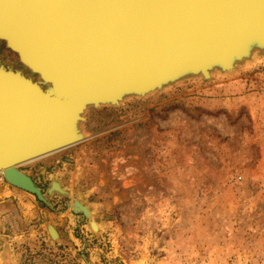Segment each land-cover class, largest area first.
Segmentation results:
<instances>
[{"label":"rangeland","instance_id":"374dc122","mask_svg":"<svg viewBox=\"0 0 264 264\" xmlns=\"http://www.w3.org/2000/svg\"><path fill=\"white\" fill-rule=\"evenodd\" d=\"M84 117L79 142L20 166L48 204L29 193L34 221L0 223V264H264V50Z\"/></svg>","mask_w":264,"mask_h":264},{"label":"water","instance_id":"95a60500","mask_svg":"<svg viewBox=\"0 0 264 264\" xmlns=\"http://www.w3.org/2000/svg\"><path fill=\"white\" fill-rule=\"evenodd\" d=\"M0 35L49 85L0 65V171L48 204L18 166L70 141L71 112L229 71L264 50V0H0ZM53 185L47 193H66ZM71 204L89 217L84 204Z\"/></svg>","mask_w":264,"mask_h":264},{"label":"bare ground","instance_id":"6f19581e","mask_svg":"<svg viewBox=\"0 0 264 264\" xmlns=\"http://www.w3.org/2000/svg\"><path fill=\"white\" fill-rule=\"evenodd\" d=\"M39 17H40V11L35 9L34 10V14H33V20L34 21H38L39 20ZM41 18V17H40ZM0 41H2L4 43V45L6 46V48L9 50V51H12L15 53V56L17 57V60L19 61V63L21 65H23L25 67L26 70H28V72H25L24 70H22L21 68H17L15 67L14 65L10 64V63H7L5 59H2L0 57V65L1 66H4L6 68V70H10L14 73H19L21 74L22 76L26 77V78H30V79H36V81L44 88H48V83L45 84L44 82L41 81V78L38 76V72L36 70H33L30 68V66L24 62L23 60L20 59L16 49L10 47L9 44L6 43L5 41V38L4 36L0 35ZM32 50V49H31ZM37 57L36 59L42 61V62H45V63H48L45 59H43L42 57L38 56L37 54H35ZM121 92V90H120ZM100 100H94V101H86L82 104V107L80 109H76L74 110L73 114L71 112V114L68 116V119H67V123L65 122V125H64V131H66V133L70 136V141L67 142L66 145L62 146L61 148H58V149H54V150H51V151H48L46 153H44L43 155L41 156H37L35 158H31L29 160H26L24 161L22 164H20L21 166L24 165V164H28L34 160H37V159H40L42 157H45V156H48V155H51L57 151H60L66 147H69L70 145H73L77 142H79L82 137H83V130H82V122L84 121L85 119V113L88 111V109L90 108H99V107H103V106H116L117 104H112V103H108V102H99ZM75 137V138H74ZM19 165V164H18ZM18 168L20 169V166H18ZM20 171H22L20 169ZM23 172V171H22ZM32 178V177H31ZM3 179V174L2 172L0 171V180ZM7 182V181H6ZM8 183V182H7ZM9 184V183H8ZM58 187V188H62L59 184V182L57 180H54V185L53 187L55 188ZM21 189V188H20ZM23 190V189H22ZM25 191V190H24ZM27 192V191H26ZM77 199V198H75ZM78 201V199H77ZM79 202V201H78ZM81 204V202H80ZM73 206L72 204H70V207ZM75 206V204H74ZM73 206V207H74ZM75 210H77L78 208L77 207H74ZM89 212V210H88ZM89 215H90V212H89ZM88 215V216H89ZM92 225L97 229L98 228V224H96L95 222L92 221ZM51 226V225H50ZM49 231H50V234L53 236V238H56L57 237V233L56 231L54 230V228L51 226L49 227Z\"/></svg>","mask_w":264,"mask_h":264},{"label":"crops","instance_id":"0c3cea01","mask_svg":"<svg viewBox=\"0 0 264 264\" xmlns=\"http://www.w3.org/2000/svg\"><path fill=\"white\" fill-rule=\"evenodd\" d=\"M38 211H42V209H40L36 199L29 192L7 182L0 184V223L2 227L19 228L21 224L34 221L32 217H36ZM54 230L56 231L55 228ZM47 237L48 239L51 238L48 232L46 234ZM58 237L60 236L58 235ZM72 238L70 236V240Z\"/></svg>","mask_w":264,"mask_h":264}]
</instances>
